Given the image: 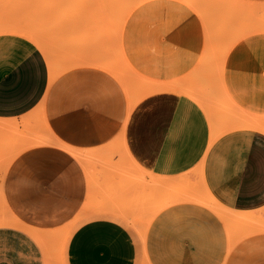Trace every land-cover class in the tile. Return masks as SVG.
I'll use <instances>...</instances> for the list:
<instances>
[{
	"label": "crops",
	"instance_id": "obj_1",
	"mask_svg": "<svg viewBox=\"0 0 264 264\" xmlns=\"http://www.w3.org/2000/svg\"><path fill=\"white\" fill-rule=\"evenodd\" d=\"M125 26L123 46L134 75L193 83L214 108L217 125L175 90L142 96L128 111L122 84L92 64L64 70L42 101L48 85L42 52L24 35L0 33V120L45 129L56 139L30 144L6 171L0 187L6 218L22 226L0 224V264H45L44 245L25 226L45 241L68 228L67 264H264V229L244 228L264 222V134L223 130L222 124L225 109L264 116V31L244 35L223 57L229 42L212 23L207 54L203 19L182 0H146ZM208 197L229 218L203 200ZM97 202L104 211L94 210ZM238 212L250 215L239 219Z\"/></svg>",
	"mask_w": 264,
	"mask_h": 264
},
{
	"label": "rangeland",
	"instance_id": "obj_2",
	"mask_svg": "<svg viewBox=\"0 0 264 264\" xmlns=\"http://www.w3.org/2000/svg\"><path fill=\"white\" fill-rule=\"evenodd\" d=\"M134 1L136 0H0V33H15L14 29L6 30L12 25L24 27L36 33L38 38L53 52L61 69H67L76 65L75 63L77 65H93L94 60L97 63L106 60L107 63L115 64L120 71L126 73L133 94L135 93L134 87L140 86L139 93L134 94V96H138L144 91L147 83L138 79L133 72L126 70L117 44L119 26L127 7ZM182 1L194 8L195 11L198 10L196 12L203 19L208 41L206 44L207 54L211 50L209 43L212 37V23L222 31L218 36L222 37L224 43L229 42L222 55L237 35L264 31L263 3L249 4L242 0ZM225 56L223 55V57ZM183 86L194 87L193 83ZM212 109L214 108L212 107ZM229 113L233 112L225 109L222 122L226 119V115H230ZM45 131L44 129V131L32 132V130L25 129L21 123L0 126V187L12 157L24 146L28 147L39 138L49 137L42 134ZM21 145L22 147H20ZM135 168L141 170L143 175L148 174L147 170L136 162ZM143 180L146 178L144 177ZM5 200L4 194L0 192V224L12 223L22 226L18 219L6 218L9 213ZM102 206V202H97L94 210L104 211ZM108 212L118 215L117 211ZM25 228L41 246L44 245L45 264H67L63 249L68 228L62 231L63 233H48V239L50 238L48 241H45L42 235L32 228L27 226Z\"/></svg>",
	"mask_w": 264,
	"mask_h": 264
},
{
	"label": "bare ground",
	"instance_id": "obj_3",
	"mask_svg": "<svg viewBox=\"0 0 264 264\" xmlns=\"http://www.w3.org/2000/svg\"><path fill=\"white\" fill-rule=\"evenodd\" d=\"M144 1L146 0H136L134 2H132L126 9V12H125V15H124V18L119 26V30H118V34H117V44H118V49H119V53L123 59V61L125 62V65H126V70L127 71H130V72H134V68L133 66L131 65V63L127 60L126 58V54H125V50H124V46H123V30H124V26H125V23H126V20L128 18V16L131 15V12L134 11V9H136L138 6H140L142 3H144ZM198 12V10H196ZM194 12V11H193ZM200 13V11H199ZM196 14V13H195ZM201 14V13H200ZM197 15V14H196ZM126 27V26H125ZM13 30L15 33H19V34H23V35H26L31 41H33L38 49L42 52V55L44 56L45 60H46V64H47V68H48V85H47V89H46V93L42 99V101H45L46 100V97H47V93L49 91V89L51 88L52 84L54 83V81L57 79V77L66 69H61L59 67V64L57 62V59L55 58V55L53 54V52L49 49V47L43 42L41 41V39L38 38V36L36 35V33L24 28V27H18V26H9L6 30L9 31V30ZM264 29V27H263ZM244 34H239L237 35L230 43V47L231 45L237 41L241 36H243ZM131 38H134L133 36L130 35ZM140 38V37H138ZM137 39V38H136ZM162 40V39H161ZM229 47V48H230ZM228 48V49H229ZM228 49L223 53V55H226V53L228 52ZM95 64V66H98L100 67L101 69L109 72L110 74H112L121 84L122 86L124 87L128 97L130 98V102H129V106H128V111H130L134 104L142 97V96H145V95H148L150 93H153L155 91H162V90H175V91H178L180 93H183V94H186L188 95L189 97H191L192 99H194L201 107L202 109L207 113L208 115V119L210 121V124L212 126H216V116L214 115V112H213V109L212 107L209 105L207 99L204 98V96L198 92L197 89H194L193 87L191 86H183L181 83H179L178 81H174V82H169V83H161V82H147L145 81L147 84L144 88V91L142 93H140L138 96H134V94L132 93V86L131 84L128 82V79L126 77V73H123L122 71H120L118 69V66L117 65H113V64H110V63H107L106 60H103L101 63H97V61L94 60L93 62ZM97 63V64H96ZM77 64V63H75ZM93 64V65H94ZM137 70V69H136ZM145 76V75H144ZM180 76V75H179ZM140 79V78H138ZM171 79V78H170ZM222 79V77H221ZM142 81H144V79H140ZM164 81V80H163ZM219 86L221 87V90L223 91V94L226 96V93L225 91L223 90V83L220 82L219 83ZM136 97V98H134ZM227 99V97H226ZM43 105V103H42ZM231 105V104H230ZM236 107V105H235ZM234 108V107H233ZM235 109V108H234ZM35 111V110H34ZM244 112V111H243ZM230 114V113H229ZM28 115H25L23 118H22V121L23 122H26L28 121ZM5 121H8V120H0V126H2L3 124H5L6 122ZM223 124V130H225V127L228 129V128H235V127H248V128H251L255 131H258V132H261L264 134V116L263 115H258V114H253V115H245V114H241V113H231L230 115H226V119L223 120L222 122ZM222 130V131H223ZM32 132H34L32 130ZM221 132V131H219ZM37 134V133H36ZM43 134V133H42ZM32 135V134H31ZM30 135V136H31ZM40 135V134H39ZM220 134L217 132V133H214L212 135V139L216 138L217 136H219ZM28 137V136H27ZM34 137V136H33ZM44 137V136H43ZM29 139V138H27ZM37 139H38V136H37ZM32 140V139H30ZM23 141V140H22ZM21 141V142H22ZM56 139L54 137H46V138H43V139H38L36 140V143L38 142H42V143H48V142H55ZM20 142V143H21ZM27 142V141H26ZM30 142V141H29ZM28 142V143H29ZM35 143V142H34ZM24 145V143H23ZM62 146L66 149H68L69 151H71L72 153H74L79 159H82L83 162L85 163L84 161V156L79 152V151H75L73 150L71 147H69L68 145L66 144H62ZM22 147V145L20 146ZM25 148H27V145L24 146L22 148V150H20L19 152H17L15 154V156L17 154H19L20 152H22ZM15 156H13L12 158H14ZM87 164V163H86ZM85 164V165H86ZM84 165V166H85ZM86 171H88V169L90 170V168H87V165L85 167ZM91 171V170H90ZM147 173H150L147 171ZM86 174V172H85ZM91 174V173H90ZM150 175V174H149ZM90 177V176H89ZM89 180V179H88ZM152 181H154V179L152 178L151 179ZM90 181V180H89ZM165 181V180H164ZM90 184V183H89ZM168 184V183H167ZM91 185V184H90ZM89 186V185H88ZM180 188V187H179ZM179 188H176L175 190H178ZM88 196V195H87ZM88 199V197H87ZM207 199V200H206ZM203 198V200L206 201V203H208V205L211 207V208H214L217 210L218 214L220 216H223V217H228L227 216V211L226 210H223L221 208H219L217 205V202L212 200L211 198ZM86 203L87 201L85 202V205H84V208L86 206ZM167 203V201L161 203V204H158L153 211H151L150 213V216H151V219L153 218V216L158 212L159 209H161L162 207H164ZM229 212V211H228ZM81 213V211L79 212V214ZM78 214V215H79ZM257 214V213H256ZM250 215L249 212H238L236 214V216L239 218V219H246L248 218ZM261 215V214H260ZM261 217V216H260ZM263 217V216H262ZM229 218V217H228ZM150 219V220H151ZM252 219V218H251ZM149 220V221H150ZM255 220V219H254ZM259 220V219H258ZM249 222V221H248ZM256 222V221H255ZM255 222L250 224L249 223V226L248 229L247 227H244L245 230L250 231L252 227H254L252 229V231H258L259 229H264V222H262L261 220H259V224L258 222L255 224ZM240 224V222H238ZM248 225V224H247ZM244 226V225H243ZM228 230L230 231V226L228 225ZM242 228V227H241ZM240 228V229H241ZM244 228L241 230L242 231V234L245 232ZM250 229V230H249ZM244 231V232H243ZM246 232V233H247ZM139 237L142 241H144V238L145 237V233H146V226H143L139 231ZM237 235L240 236V234H238V232H236ZM232 234V233H231ZM241 234V235H242ZM245 234V233H244ZM237 235H236V238H237ZM239 239V237H238ZM237 239L234 238V240H231L233 241L232 244L235 243ZM67 244H68V241L66 242V244L64 245V247H67ZM231 247V246H230ZM232 248V247H231ZM230 248V249H231ZM230 249H228V251H230ZM228 253V252H227ZM227 253L225 255V258L227 256ZM224 258V259H225ZM225 263V260L223 262V264Z\"/></svg>",
	"mask_w": 264,
	"mask_h": 264
}]
</instances>
